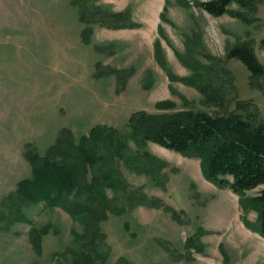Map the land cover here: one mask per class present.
I'll list each match as a JSON object with an SVG mask.
<instances>
[{
  "label": "rangeland",
  "instance_id": "rangeland-1",
  "mask_svg": "<svg viewBox=\"0 0 264 264\" xmlns=\"http://www.w3.org/2000/svg\"><path fill=\"white\" fill-rule=\"evenodd\" d=\"M197 1L206 0H0L3 214L6 196L31 174L24 152L32 147L44 155L63 128L78 138L95 125L127 132L137 110L216 111L182 81L193 71L177 55L188 49L202 71L214 67L212 80L227 88L230 108L242 101L264 115V76L256 87L245 66L227 56L229 47L250 41L264 66V0L252 10L232 5L249 20L210 15ZM119 12L134 26L107 27ZM86 26L88 42L82 34ZM144 148L165 163L161 183L120 169L131 187L160 201V207L108 211L99 224L102 240L90 253L78 240L83 226L61 207L25 206L23 221L0 215V264H117L121 258L135 264H264V237L245 225L255 223L256 213L243 208L237 194L205 179L196 157L152 142ZM31 230L39 236V252ZM189 237L196 238L200 251L186 246ZM88 254L92 260L86 262Z\"/></svg>",
  "mask_w": 264,
  "mask_h": 264
},
{
  "label": "trees",
  "instance_id": "trees-1",
  "mask_svg": "<svg viewBox=\"0 0 264 264\" xmlns=\"http://www.w3.org/2000/svg\"><path fill=\"white\" fill-rule=\"evenodd\" d=\"M257 1L206 0L197 1L196 5L213 16L230 14L247 19L239 11L232 10V5L252 10ZM113 16L112 22H105L107 27L134 26L128 22L129 16L124 12ZM87 31L86 26L82 34L88 42ZM260 45L264 47V39L260 40ZM155 53L162 63L158 41ZM177 56L193 71L182 81L194 86L202 95V103L215 107L216 111L183 108L150 113L137 110L128 119L127 132L113 126L95 125L78 138L69 129L63 128L44 155H39L32 147L24 152L31 165V174L18 181L16 189L6 196L2 207H7V213L3 214L1 208L0 215L7 216L11 222L23 221L26 219L25 206L40 202L48 207L59 206L73 221L83 226L84 233L78 236L80 239L77 238L83 241V247L90 253L96 252L102 240L99 224L108 211L120 213L127 206L139 204L161 206L157 199L131 187L120 169L122 165L161 183L160 172L165 163L144 148L146 142H152L179 154L198 158L205 179L230 189L239 196L243 208L256 213L255 223L245 221V225L264 237V115L242 101L235 102L230 108L227 88L223 83L212 80L213 66H205L210 70L202 71L194 64L196 62L189 49L185 56ZM227 56L239 60L248 70L250 82L260 87L258 81L264 76V66L250 41L229 47ZM131 142L136 150L131 147ZM257 187L260 188L256 194L245 196L247 190ZM171 213L177 218L174 211ZM35 233L31 230L30 241L39 252V236ZM186 246L198 251L201 249L194 237L187 238ZM92 256L88 254L86 262L92 260ZM117 264L135 263L121 258Z\"/></svg>",
  "mask_w": 264,
  "mask_h": 264
},
{
  "label": "bare ground",
  "instance_id": "bare-ground-1",
  "mask_svg": "<svg viewBox=\"0 0 264 264\" xmlns=\"http://www.w3.org/2000/svg\"><path fill=\"white\" fill-rule=\"evenodd\" d=\"M229 200V202H231V199H228Z\"/></svg>",
  "mask_w": 264,
  "mask_h": 264
}]
</instances>
